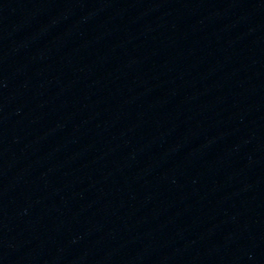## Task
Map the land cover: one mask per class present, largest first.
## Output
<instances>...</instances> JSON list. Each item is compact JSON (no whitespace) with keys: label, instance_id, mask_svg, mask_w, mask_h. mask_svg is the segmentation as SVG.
<instances>
[{"label":"water","instance_id":"obj_1","mask_svg":"<svg viewBox=\"0 0 264 264\" xmlns=\"http://www.w3.org/2000/svg\"><path fill=\"white\" fill-rule=\"evenodd\" d=\"M0 264H264V0H0Z\"/></svg>","mask_w":264,"mask_h":264}]
</instances>
